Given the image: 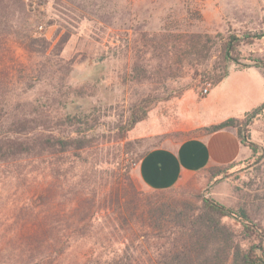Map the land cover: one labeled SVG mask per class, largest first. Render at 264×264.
Wrapping results in <instances>:
<instances>
[{"label": "rangeland", "instance_id": "obj_1", "mask_svg": "<svg viewBox=\"0 0 264 264\" xmlns=\"http://www.w3.org/2000/svg\"><path fill=\"white\" fill-rule=\"evenodd\" d=\"M243 30L264 34V0H3V132L20 118H35L37 129L21 137L76 135L79 121H86L83 134L91 145L73 164L59 166L51 153L0 162V264H19L49 238L69 239L61 264H106L122 252L124 237L138 232L118 208L131 197L140 203L157 195L197 203L210 196L246 210L264 227V109L251 117L256 155L236 161L214 181L209 168L164 194L133 177V161L159 137L118 129L143 97L155 98L154 109L186 89L199 93L212 86L203 73L222 71L220 34ZM29 34L46 37L49 46L27 49ZM240 50L241 64L232 65L254 64L250 57L264 62V36ZM66 115L76 125L61 124ZM128 163L135 191L125 178ZM224 221L241 232L239 220ZM238 241L243 248L254 242L241 236Z\"/></svg>", "mask_w": 264, "mask_h": 264}, {"label": "trees", "instance_id": "obj_2", "mask_svg": "<svg viewBox=\"0 0 264 264\" xmlns=\"http://www.w3.org/2000/svg\"><path fill=\"white\" fill-rule=\"evenodd\" d=\"M2 1L0 0V4ZM20 28L24 26L21 25ZM262 35L264 36L250 30L220 34L224 49L220 55V62L223 63L222 71L213 76L203 73L209 77L212 87L229 73L233 63L241 64L240 46L254 44ZM27 36L29 38L25 40L27 49L35 51L39 43H42L45 48L50 44L44 36L34 37L31 34ZM63 41L60 43H64ZM249 59L255 61L252 65L264 71V62L261 59L252 57ZM247 65L250 64L242 66ZM154 100L155 98L146 96L134 105L126 122L118 126L119 132L125 134L138 122L146 119ZM263 109L264 104L248 112L243 118L230 117L206 126L204 130L215 132L226 127H235L241 142L251 148L252 155H256L259 146L251 139L250 125L254 123L251 117L260 114ZM73 119L75 118L66 115L60 123L76 125ZM85 124L86 121H79L75 128L76 135L49 133L39 138H23L21 135L37 129V119L20 118L11 123V128L5 132L0 123V162L51 153L54 154L59 166L67 161L73 164L80 158L79 152L91 145V137L83 134L86 130ZM140 158L133 162L137 163ZM235 163L236 161L225 166L211 167L209 180H216ZM130 165V163L126 165L125 178L135 191V185L129 173ZM173 190L174 187L154 189V194H164ZM118 208L122 211L123 221L132 231H136V227L138 232L132 238L125 236L122 252L115 254L106 264H264V227L254 222L246 210L234 209L213 197H202L197 203L178 202L170 197L158 195L140 203L131 197L125 201V206L118 204ZM126 211L127 213H124ZM226 217H232L241 222L240 233L224 221ZM133 224H135L134 227ZM239 236L254 242L247 248H243L238 241ZM68 241V238L46 239L43 241L46 245L42 250L39 248L43 246V243L39 242L37 244L39 248L32 250L26 256L27 258L21 259L19 264H61L59 257L66 247H69ZM56 242L61 245L53 251L51 247H54ZM260 245H263L261 255L257 251Z\"/></svg>", "mask_w": 264, "mask_h": 264}, {"label": "crops", "instance_id": "obj_3", "mask_svg": "<svg viewBox=\"0 0 264 264\" xmlns=\"http://www.w3.org/2000/svg\"><path fill=\"white\" fill-rule=\"evenodd\" d=\"M262 104L264 71L252 64L232 65L206 96L190 88L159 104L132 130L141 137H159L133 167L134 179L152 190L171 188L211 167L250 157L252 150L241 142L235 127L215 132L204 127L230 117L243 118Z\"/></svg>", "mask_w": 264, "mask_h": 264}, {"label": "built area", "instance_id": "obj_4", "mask_svg": "<svg viewBox=\"0 0 264 264\" xmlns=\"http://www.w3.org/2000/svg\"><path fill=\"white\" fill-rule=\"evenodd\" d=\"M211 88H212V86H211L210 84L207 85V86L202 87V88L200 89V92H199L200 96H205V95H207V94L210 92Z\"/></svg>", "mask_w": 264, "mask_h": 264}]
</instances>
